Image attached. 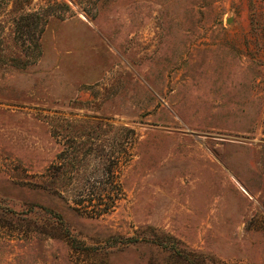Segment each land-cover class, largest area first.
<instances>
[{
	"label": "rangeland",
	"instance_id": "374dc122",
	"mask_svg": "<svg viewBox=\"0 0 264 264\" xmlns=\"http://www.w3.org/2000/svg\"><path fill=\"white\" fill-rule=\"evenodd\" d=\"M0 264H264V0H0Z\"/></svg>",
	"mask_w": 264,
	"mask_h": 264
}]
</instances>
